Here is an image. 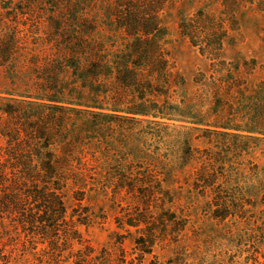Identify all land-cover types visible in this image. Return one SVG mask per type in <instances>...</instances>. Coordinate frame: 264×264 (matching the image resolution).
<instances>
[{
    "label": "trees",
    "instance_id": "16d2710c",
    "mask_svg": "<svg viewBox=\"0 0 264 264\" xmlns=\"http://www.w3.org/2000/svg\"><path fill=\"white\" fill-rule=\"evenodd\" d=\"M163 2L116 0L123 10L159 9ZM115 16L133 39L123 50L105 54L101 44L76 35L82 24L72 34L59 28L71 36L59 57L41 70L30 68L24 90L0 91V264H30L27 255L38 264H168L147 258L167 240L165 228L177 224L170 205L178 198V180L186 175L191 193L207 199L213 219L243 224L239 239L252 251L249 245L241 250L247 262L227 264L258 263L264 258V165L245 172L241 163L233 167L227 160V150H213L211 137L206 136L204 149L189 142L193 131L264 136V81L253 88L251 101L236 104V115L229 103L221 104L226 115L216 112V104L200 113L191 101L173 103L169 90L185 81L159 53L152 37L158 25L150 27L131 11ZM195 29L183 35L215 59L221 38L212 46L197 44ZM7 38L0 31L1 68L15 50ZM238 86L231 87L241 90L240 97L244 88ZM212 113L220 120H210ZM171 134L180 140L163 149L154 145ZM67 194L79 203L70 212ZM98 195L144 202L143 213L125 217V225L138 233L130 258L120 242L97 250L84 241L78 225L90 223V214L81 201Z\"/></svg>",
    "mask_w": 264,
    "mask_h": 264
},
{
    "label": "rangeland",
    "instance_id": "374dc122",
    "mask_svg": "<svg viewBox=\"0 0 264 264\" xmlns=\"http://www.w3.org/2000/svg\"><path fill=\"white\" fill-rule=\"evenodd\" d=\"M163 1L159 9L139 7L123 10L118 8L116 0H79L76 3L65 0H0V31L8 33L11 38L7 39L15 47L14 53L5 59L6 67H0V91L24 90L30 68L37 66L41 70L50 58L53 61L57 59L62 43L71 37L69 33H73L72 28L77 29L76 25L83 26L76 35L87 36L92 42L101 44L105 54L123 50L133 39L118 26L120 19L115 14L122 10L123 14L131 11L144 17L148 24L152 23L150 27L154 23L158 25V31L153 32L152 37L157 42L159 53L168 60L170 71L185 81L169 90L171 102L191 101L193 109L200 113L209 111L216 104L219 115L227 113V108H221V104L225 107L224 104L229 103L233 107L230 113L236 115L239 111L236 104L245 105L251 101L253 88L264 81V0ZM71 9L73 12L70 13ZM63 27L69 33L56 30ZM195 28H198L194 34L197 44L206 41L212 46L213 39L221 38L222 49L215 59L210 60L208 54H201L199 47L193 46L183 35L190 34ZM3 43L0 39V45ZM17 76L23 79L21 83L17 82ZM234 85H239L238 89L244 88L241 98L238 97L241 90L231 87ZM216 114L212 113L210 120H220ZM192 134L189 144L193 148L208 147L206 136L211 137L213 150L218 151L221 147L222 151L227 150V160L232 161L233 167L241 163L247 172V168L254 171L255 166L262 168L264 165V136L259 133L241 132L238 137L211 136L200 131ZM164 137L156 139L154 145L163 149L167 144L173 145L180 140L174 134ZM186 178L190 177L186 175L178 180V198L169 204L177 224L165 228L167 240L156 244L147 260L157 259L168 264L247 262L241 250L249 243L239 239L243 224L213 219L207 199L191 193ZM64 201L68 212L79 205L68 194ZM81 203L90 214V223L78 225L84 241L97 250L111 248L120 242L130 258L138 233L125 225L128 221L125 217L143 213L144 202L98 195L87 197ZM181 225H184L183 230L179 229ZM159 229L164 231V227ZM249 246L252 251V245ZM26 257L30 264H38L32 256ZM255 264H264V258L258 257Z\"/></svg>",
    "mask_w": 264,
    "mask_h": 264
}]
</instances>
